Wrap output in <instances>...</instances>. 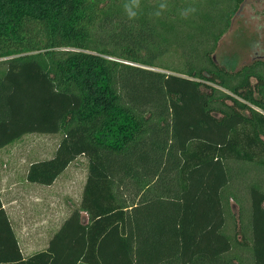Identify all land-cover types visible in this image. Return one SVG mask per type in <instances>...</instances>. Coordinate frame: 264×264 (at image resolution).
<instances>
[{
  "label": "trees",
  "instance_id": "16d2710c",
  "mask_svg": "<svg viewBox=\"0 0 264 264\" xmlns=\"http://www.w3.org/2000/svg\"><path fill=\"white\" fill-rule=\"evenodd\" d=\"M243 0H0V148L60 134L26 179L87 157L77 204L22 255L0 198V264H264V59L213 52ZM194 4L187 19L178 9Z\"/></svg>",
  "mask_w": 264,
  "mask_h": 264
},
{
  "label": "rangeland",
  "instance_id": "374dc122",
  "mask_svg": "<svg viewBox=\"0 0 264 264\" xmlns=\"http://www.w3.org/2000/svg\"><path fill=\"white\" fill-rule=\"evenodd\" d=\"M213 55L217 64L232 70L264 59V0L241 2ZM60 138L59 133H28L0 148V193L16 232L21 224L30 227V232L36 229L37 235H44L43 229L53 232L79 201L87 172L85 155L74 159L50 186L26 179L29 163L52 156ZM31 241L22 247L24 253L46 245L43 238L41 243Z\"/></svg>",
  "mask_w": 264,
  "mask_h": 264
},
{
  "label": "clouds",
  "instance_id": "9594fccd",
  "mask_svg": "<svg viewBox=\"0 0 264 264\" xmlns=\"http://www.w3.org/2000/svg\"><path fill=\"white\" fill-rule=\"evenodd\" d=\"M155 17H161L166 11L169 10L168 0H155ZM123 11L129 20H136L141 12V0H123ZM197 11L194 4H188L178 9L181 18L187 19Z\"/></svg>",
  "mask_w": 264,
  "mask_h": 264
},
{
  "label": "crops",
  "instance_id": "0c3cea01",
  "mask_svg": "<svg viewBox=\"0 0 264 264\" xmlns=\"http://www.w3.org/2000/svg\"><path fill=\"white\" fill-rule=\"evenodd\" d=\"M53 184V183H52ZM51 185V184H50ZM49 185V186H50ZM0 198H1V201H2V206H3V208H4V210H5V205H4V202H3V200H2V197H1V193H0ZM5 212H6V210H5ZM6 214H7V216H8V213L6 212ZM9 218V217H8ZM10 220V219H9ZM11 222V221H10ZM11 226H12V223H11ZM29 228L30 227H28V226H26V224H21V226L19 227V232H16L15 230H14V228H13V226H12V229H13V231H14V233H15V237H16V239H17V242H18V245H19V247H20V249H21V252H22V255L24 256V257H28L29 255H31V254H33L34 252H36V251H39V250H41V249H44L46 246H47V243H48V236L47 235H50L51 236V234L53 233L52 231H48V232H46V230L45 229H43V227H42V229H43V234L44 235H37L36 233V229L33 231V232H30V230H29ZM44 231L46 232V234L44 233ZM33 235V236H32ZM32 236V237H31ZM41 236V238H39ZM46 237V238H45ZM45 239V243H46V245H42V244H40L39 246H37L38 248L36 249V250H32V251H28V252H26V253H24V251H23V249H22V247H28L29 246V241L30 240H33V241H31V242H35V243H41V239ZM42 247H44V248H42Z\"/></svg>",
  "mask_w": 264,
  "mask_h": 264
}]
</instances>
